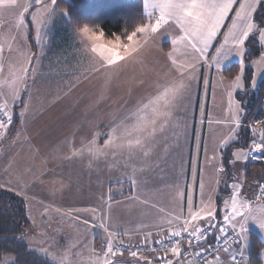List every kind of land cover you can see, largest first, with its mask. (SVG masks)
I'll return each instance as SVG.
<instances>
[{
  "label": "rangeland",
  "instance_id": "rangeland-1",
  "mask_svg": "<svg viewBox=\"0 0 264 264\" xmlns=\"http://www.w3.org/2000/svg\"><path fill=\"white\" fill-rule=\"evenodd\" d=\"M13 9V17H9L8 38L3 40L5 44L0 43V105L6 104L9 111L14 115L16 113L21 118V124L12 135V123L6 130L0 131V186L11 190L24 202L30 225L23 231L22 237L31 251L46 257L53 264H103L105 259L109 264H140L138 260L103 252L102 244L110 241L102 239L100 242L98 237L104 236L100 227H107V224L99 223L96 213L104 214L106 207H110L109 215L117 217L122 222L121 226L128 228L134 227L139 217L152 218L158 210V206L152 205L153 195H150L152 191H149V186L145 191L136 193L132 199L134 204L122 201L124 187H129L131 179L139 176L127 175L126 170L133 168V161L138 162L131 159V153H142V162L148 157L147 164L153 162L148 168L151 171L158 172V168H162L154 157L158 153V139L161 136L158 135V124L164 118L157 116L153 109L156 112L167 109L163 101L150 102L158 96V90L163 92L164 87L172 81L180 82L178 78H183L185 71H190L189 65L194 66L196 74H202L201 81L204 84L210 82L212 88L208 120L203 125L199 121L200 126L205 125L207 131L217 128L227 136L232 128L225 121H232L238 110V104L235 107L236 101L231 100L234 98L231 94L243 86L242 79L226 81L224 74L209 61L204 63V72H198L203 57L186 46L174 47L173 52L181 55V51L184 55L193 56L192 61L190 64L180 63L176 70L177 63L164 56L162 49L158 48V31H135L133 39L125 42L118 36L107 38L104 34L99 40L91 41L82 37L80 29H77L73 40V44H76L75 56L67 53L64 58L57 54L51 58L54 59L52 62L46 63L42 56L48 40V37H44L46 33L37 28L30 40L28 28H24L17 18V7ZM38 9L43 10L40 6ZM41 18V25H48L46 17L42 15ZM156 19L149 16L146 25L154 24ZM262 22L264 18L260 17L258 23ZM90 29L98 36L102 32ZM256 31L251 35L258 33L262 51L255 59L243 60V67L249 65L252 72L247 85V91L251 93L257 91L264 79V39L260 35L264 32V26L258 29L259 32ZM94 43L112 49L123 58L113 65H106L99 53L92 52ZM33 45H37V54L28 55ZM245 50L243 47L242 55ZM108 54L104 52V55ZM236 58L239 57L234 55ZM183 65L189 68L185 70ZM72 68L74 70L69 75L71 80L67 81L71 89L64 92V105L59 106L55 100L57 94L54 93L62 88L61 74L70 73ZM253 76L256 77L255 87L251 86ZM73 83L76 85L72 86ZM191 90L189 95L193 96ZM17 95L19 99L13 104ZM69 104L76 113L75 128L67 125L64 114H60V109L69 107ZM145 105L148 107L145 108ZM170 111L167 124L173 123L177 113L172 105ZM30 113L50 117L61 127L53 126L55 123L50 125L41 118H30ZM152 119H156L154 135L146 136L137 131L132 135V126L143 125ZM257 122V129L253 122L248 123L250 136L255 141H259L264 133V116ZM197 124L196 121V127ZM163 134L171 136L168 130ZM138 136L142 137L141 145L129 149L128 141H135ZM207 145L209 148L213 146L211 143ZM236 170L238 176L239 169ZM209 171L207 181L213 185L218 178L217 167L212 165ZM256 176L254 174L250 179L241 177L244 220L256 210L248 212L246 207L248 201H254ZM107 181L113 185L109 191ZM142 183L146 182L142 180ZM158 184H161V178ZM108 199L114 201L107 204ZM162 210L166 211L163 220L175 216V212L179 217L175 206L163 204ZM208 222L209 218L197 226ZM119 232H124V229ZM122 238L120 234L117 241H122ZM130 239L136 242L134 244L138 243V237ZM245 240V250L249 252V235ZM105 253L108 255L105 256ZM12 260V256H5L0 264H8ZM214 261L213 264H221L217 259Z\"/></svg>",
  "mask_w": 264,
  "mask_h": 264
},
{
  "label": "crops",
  "instance_id": "crops-1",
  "mask_svg": "<svg viewBox=\"0 0 264 264\" xmlns=\"http://www.w3.org/2000/svg\"><path fill=\"white\" fill-rule=\"evenodd\" d=\"M141 1L144 11L143 0ZM261 1L263 0H250V2H254L256 4V7L253 11L252 17L254 27L249 36H251L253 31H256L257 26L254 21V15ZM151 2L152 0H149V3ZM241 2H244V0H237V2L234 4L233 9L230 11L229 16L226 18L225 24L222 26L220 32L218 33L217 38L212 41V44L207 50V55L201 56V54L197 52L198 55L203 57L200 63L201 65L197 68L198 72H204V63L206 61L213 62V67H216V49L219 48L223 43L224 34L228 31V27L232 23V18L235 16V12L239 8V4ZM39 6L43 10H39ZM16 7L17 18L19 19L20 23L22 21L23 24L21 23V25H23L24 28H28V32H26L27 34H30L31 38L32 36H35L34 34L37 28L38 30L41 29L42 32L46 33L44 37H48V40L45 46L46 48L44 49L42 55L44 57L43 61H45L46 63L52 62L54 59L51 58H53V56H56L57 54L64 58H66L67 53L75 56L76 44H73V40L77 29L81 28H73L70 25L66 14L60 12L57 9L56 4L53 3V0H40L39 4L35 3V0H13V3H11L10 6H0V43H4L3 40H6L8 38V24H10L11 22L9 17H13V11L15 10L13 8ZM147 11L149 13H152V15L148 16L158 18L159 13L156 12L153 8L149 7ZM42 15L46 17L48 25H41ZM182 35H184V33L181 31V28L175 19L169 20L166 24H163L160 29H158V48L162 49L164 56L171 59L172 62L175 61V63H177L176 70L178 69L180 63L190 64L193 57L184 55L181 51V55L174 54V47H191L187 41L178 40V38ZM218 39L219 42L217 43ZM172 41H177V43L173 44ZM216 43L217 46L215 47V49H213ZM36 48L37 45H33L31 52H29L28 50V55H31V53L37 54ZM233 52H235V49H233ZM244 54L242 55L243 60ZM232 61H234L233 63H237L238 61L240 62V58L234 59L233 55L231 59L225 61L223 70H220L217 67L221 71V74H223V71L230 66L229 64ZM237 64H239L241 68L236 76L241 77L240 79H242L243 86L240 87L239 90L234 91V94H231V96L234 95V98L232 97L231 100L233 102L234 100L236 101L235 107L238 104V110H236L234 118L231 119L232 121H225V123H227L229 127L232 128L231 133L227 136L217 131V128L211 131H207L205 125L200 126V123H202V125L206 124L205 121L208 120L207 116L210 111L209 99L210 94L212 95V88L210 82H205L204 84L201 81L202 74H196L194 66H190L189 68V66L183 65L185 70L189 68L190 71H185L184 77L178 78L180 82L177 83L183 82L188 87L187 90L178 95L171 104L172 108L177 111L174 117V121L172 124H167V120L165 122L164 119H161L158 124V135L161 136L160 139H158V153L155 155L154 159H158V166H162V168H158V172L153 170L151 171L148 168L149 165H151L153 162L151 164H147V162L149 161L148 157H145L144 162H142V159L144 158L142 153H139V155L137 153H131V159L138 160V162L136 163L133 161V168L126 170L127 175L139 176L135 178L133 177L131 179L132 181H130L131 185L129 187H124L123 196L121 194L122 201H131L130 203L134 204V202H132V199L135 198L136 193L145 191V188L149 186V188L151 189L149 191H152L150 192V195H153L152 205L158 206V210H156V214L153 215L152 218L142 219L141 217H139L135 222L134 227L128 226V228L121 226L122 222L117 220V217L115 218L114 216L112 217V215H109L111 211L109 209L110 207H106L104 214H97L95 212L98 222L107 224V227H100V229L103 231L104 236L101 238L98 237L99 241L102 239L104 241L110 240V237H112L113 239H118L117 237L113 236V234H121L123 237L122 241H126L128 243H136L129 240H131L130 238L136 239L137 237L138 243H141V241L147 242L149 240L147 234L158 231V237L164 235L162 233L163 230L180 223L188 217H191L190 209L191 213H197L199 206L198 213H204V215H200V217L203 218L192 221V227H197V225L203 223L207 218H209L207 216V213L209 211L215 212L216 216L218 209V195L222 191V187L224 185H227V189H224V197L221 199L219 216L217 217L220 221V228L239 230L242 234L244 242H246L245 239L246 237H248L249 233L252 232L262 240L264 245V230H261L259 228V223L264 222V200H258V182L264 181V172L252 173L250 177H248V175L246 174L248 163L264 162V155L255 153V157L258 158H254L253 153L250 151L252 142L254 141L253 139H251L248 148L239 147L237 144H241L240 132L244 125L243 108L241 102L237 99V94L242 93L243 89H245V85L243 83V66H241L240 63ZM73 70L74 69L72 68L70 73L63 72L61 74L60 85H62V88H60L58 92L54 93V95L57 94L55 100L59 103V106L64 105L63 102L66 98V93L64 92L71 89V86H68L67 81L71 80L69 79V75ZM179 71L181 72L180 69ZM236 76L232 79H227L226 77H224V79L226 81L229 80L230 82H232L235 80ZM75 85L74 83L72 84V86ZM202 87H204V89H202ZM192 88L193 90H191ZM190 90L193 93V96L189 95ZM48 91L50 92L51 89H49ZM159 91L160 90H158V96L160 95V92H162V90L160 92ZM70 108L71 104H69V107L66 106L65 108L60 109V114H64V118L67 119V125H70V127L74 126L75 128L77 126L76 113ZM29 117L35 118V120L41 118L50 125H53L55 123L54 121H51L50 117H46L42 114L39 116L38 114L30 113ZM196 121L198 123L197 127ZM20 124L21 118L18 117V125L20 126ZM161 125H163V130H161ZM168 125H171L172 127H168ZM53 126L57 128L61 127V125H59L57 122ZM135 129L136 127L132 126V135L135 133ZM166 130H168V132L171 134L170 137L164 136L163 133H165ZM209 143L213 144L211 148H209L210 146L207 145ZM228 149H230V151ZM226 152L229 154V156H231V160L229 161L231 164V171L229 173L226 171L223 161V156L224 154H226ZM138 157H140V159ZM212 165L216 166L218 170V178L217 181L213 183V185L209 184L207 181V175L210 173L209 170ZM236 169H239L238 176L236 175ZM254 174L257 175L256 182H254V201H248L246 207L248 209V212L250 210H256L247 220H244V215H242L241 217V213H243V182H241V177L250 179ZM151 175L153 176L149 177ZM155 175L157 176L155 177ZM158 176H161L159 177L161 178V184H158ZM142 180L146 183L143 184ZM207 184L209 185L207 186ZM105 186L106 184L104 185V188ZM112 186L113 185L108 182L106 187L108 191L109 188H112ZM234 193L236 194V206L238 209V213L231 221L225 223L224 217L230 214L229 212H226L225 209L232 208ZM112 201L114 200L108 199L107 204L111 203ZM163 204L175 206L177 212H179V217L176 216L175 212L173 213V215L175 216H171L167 220H163V215L166 212L165 210H162ZM254 205L256 207H254ZM223 209L224 211H222ZM91 216H93V214ZM102 228H105L106 230H109V232H112V236H110L111 233L104 232ZM122 229H124V232L120 233L119 230ZM22 239L24 240L23 237ZM231 255V251L228 253H224L219 258H217V262H220L221 264H229ZM174 256L175 255L171 253L170 257ZM261 258L264 264V248L261 251ZM214 262L215 261L213 260L211 264H213ZM140 264L145 263L140 262ZM178 264L182 263L179 262Z\"/></svg>",
  "mask_w": 264,
  "mask_h": 264
},
{
  "label": "snow or ice",
  "instance_id": "snow-or-ice-1",
  "mask_svg": "<svg viewBox=\"0 0 264 264\" xmlns=\"http://www.w3.org/2000/svg\"><path fill=\"white\" fill-rule=\"evenodd\" d=\"M237 0H152L149 3V0H143L144 11L146 15H152L147 10L149 7L153 8L156 12L159 13L158 18L154 24L145 25L143 27L136 28L138 33H146L148 31L155 33L160 29L163 24H166L169 20L175 19L179 24L181 31L184 33L178 40L187 41L188 44L196 52L200 53L201 56L207 55V50L209 49L212 41L217 38L218 33L220 32L222 26L225 24L226 18L229 16L230 11L233 9L234 4ZM13 3V0H0V6H10ZM35 3L39 4L40 0H35ZM55 3V0H53ZM256 4L250 2V0H244L239 4V8L235 12V16L232 18V23L228 27V31L224 34L223 43L219 48L216 49L217 58H216V67L220 70H223L225 61L231 59L233 55H237L240 58V64L243 66V57L242 50L245 45L254 25L252 22L253 11L255 10ZM82 37L91 40L97 41L101 38L103 33L98 36L93 32L89 27L84 26L80 29ZM133 35L128 36L129 41L133 39ZM261 38L264 39V32H261ZM173 44L177 41H172ZM127 50V46H125ZM235 49V52H233ZM107 51L109 54L104 55V52ZM93 53H99L102 59L105 61L106 65H113L117 60L122 59L118 53L114 52L110 48H105L102 44H93L92 46ZM175 63V61H173ZM104 66V65H102ZM191 66V65H189ZM27 71V69H24ZM240 76L236 77V80H240ZM23 79V77H20ZM251 86H256V77L253 76L251 81ZM187 85L183 82L177 83L173 81L170 85L165 86L163 92L155 98L154 101L150 103H158L163 101L165 111L156 112L153 111L159 117L164 118L165 122L167 118L171 115L170 106L173 101L177 98L178 95L182 94L183 91L187 90ZM19 99L17 95L14 97L13 104L16 100ZM145 108L148 105L144 106ZM14 113L7 109V105H0V130H6L13 121ZM143 119V117L141 118ZM151 125V127H149ZM156 119H152L150 122H145L143 125H137L136 131L144 133L146 136H152L156 132ZM161 130H163V125H161ZM2 134V133H0ZM107 143V142H106ZM142 143V137L138 136L135 141L129 140L128 147L132 149L135 146H140ZM250 151L253 153H260L264 155V133L261 134L259 141H253ZM254 158H258L255 157ZM226 212H229V215L224 217L225 223L231 221L238 213L236 206V194H233V206L231 209H225ZM191 221L203 218L200 217L199 213H191ZM244 215V213H241ZM209 217L208 228L214 227L215 224L212 221L215 220V212L209 211L207 213ZM189 220H185V227L182 231H170L169 239L179 238L182 235H186L190 242L193 240L196 243L200 242V238L208 231V228L196 227L193 231L189 232L187 225L191 223ZM259 228L264 230V222L259 223ZM224 229L221 228V232ZM156 244H164L163 240L155 241ZM181 243L179 239L175 240L171 246V251L174 255H180V248L178 245ZM164 251H168L166 247ZM108 252L115 254L112 251V244L109 242ZM133 256L136 255V252L131 253ZM201 253H197L199 256ZM108 253H105L107 256ZM235 259V257H233ZM103 264H109L107 259L104 260ZM170 264V262H166Z\"/></svg>",
  "mask_w": 264,
  "mask_h": 264
},
{
  "label": "trees",
  "instance_id": "trees-1",
  "mask_svg": "<svg viewBox=\"0 0 264 264\" xmlns=\"http://www.w3.org/2000/svg\"><path fill=\"white\" fill-rule=\"evenodd\" d=\"M57 9L66 14L70 25L73 28L87 26L93 30H101L105 37L113 38L118 36L122 41H127L128 36L136 31V28L143 27L149 22V16L143 11L141 0H55ZM260 17L264 18V0L260 2L254 15V21L258 29L264 26V22L258 23ZM223 33V32H222ZM31 40V36H29ZM219 42V39L217 43ZM215 44L214 48L217 46ZM33 47V46H32ZM244 60H252L259 56L262 45L258 39V33L248 37L245 43ZM240 65L231 64L223 71L227 79L234 78L240 71ZM249 65L243 67V78L245 93L237 94V99L243 108V127L240 132L239 147L248 148L252 137L248 129L250 122H257L263 115L264 107V79L259 84L255 93L248 92L247 85L252 75ZM246 97L248 99H246ZM18 127V117L15 113L11 124L10 135ZM231 149V148H230ZM230 149H228L230 151ZM228 152V151H227ZM224 154L223 161L226 171H231V156L229 152ZM264 172V162H249L246 174ZM224 189L217 198V213L221 199L224 197ZM30 225L26 215L24 202L11 190L0 186V260L5 255L13 256L14 260L9 264H53L46 257H43L29 250L26 242L22 239L23 231ZM248 264H263L261 251L264 248L262 240L254 233H249Z\"/></svg>",
  "mask_w": 264,
  "mask_h": 264
},
{
  "label": "built area",
  "instance_id": "built-area-1",
  "mask_svg": "<svg viewBox=\"0 0 264 264\" xmlns=\"http://www.w3.org/2000/svg\"><path fill=\"white\" fill-rule=\"evenodd\" d=\"M254 126L257 129V123H254ZM258 188V200L262 201L264 200V181L258 182ZM185 220L191 221V217L163 230L162 233L164 235L159 237L158 231L147 234L149 238L147 242L132 244L126 241H117L118 239L110 237L109 241L112 244V251L115 253L114 255L110 254L115 257L138 260L145 264H166V262H170V264H178L179 262L182 264H211L221 254L231 251L232 255L229 264H248V251L245 250V242L243 241L241 232L239 230L227 229L221 232L218 218L212 221L215 224L214 227L208 228L209 222L200 226V228H208V231L200 238L199 243H196L194 240L190 242L186 235L169 239L168 234L170 231H182L184 229ZM187 227L189 232L196 228L192 227V221ZM107 233L109 232L107 231ZM110 236H112V232ZM113 236L120 237L118 234H113ZM177 239L181 241L178 245L181 254L170 257L172 253L171 246ZM157 240H163L165 243L156 244L155 241ZM108 245L109 243L102 244L101 248L103 252H108ZM166 247L168 251H164ZM132 252H136V255L133 256ZM198 252L201 253L199 256L197 255Z\"/></svg>",
  "mask_w": 264,
  "mask_h": 264
}]
</instances>
